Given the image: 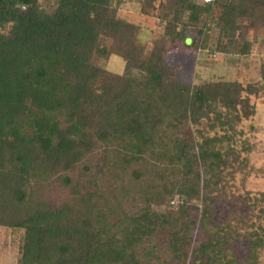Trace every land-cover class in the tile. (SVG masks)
<instances>
[{
    "label": "trees",
    "instance_id": "obj_1",
    "mask_svg": "<svg viewBox=\"0 0 264 264\" xmlns=\"http://www.w3.org/2000/svg\"><path fill=\"white\" fill-rule=\"evenodd\" d=\"M138 2L150 45L121 0H0V226L23 232L19 264H249L262 243L264 225L212 214L258 85L179 81L166 54L250 55L264 0Z\"/></svg>",
    "mask_w": 264,
    "mask_h": 264
},
{
    "label": "rangeland",
    "instance_id": "obj_2",
    "mask_svg": "<svg viewBox=\"0 0 264 264\" xmlns=\"http://www.w3.org/2000/svg\"><path fill=\"white\" fill-rule=\"evenodd\" d=\"M119 11L122 17L140 25L141 38L148 45L161 32L158 20L141 15L138 0H121ZM214 37L215 31L212 32L211 43ZM102 43L103 46L113 51L106 70L110 73L122 74L124 65L120 58V45L104 40ZM166 58L167 64L175 70L177 79L182 82L217 84L237 81L243 88L248 84L258 85L259 92L247 97L250 105L253 106L254 114L240 122L235 129V133H240L237 137L244 138L251 150L246 153L239 152L241 151L239 138L233 137L229 145L238 155L236 157L230 155V160L225 162L226 166L223 168L225 171H222L221 180L224 182L218 187L219 199L212 214L214 220L216 219L213 223L225 227L226 232L229 231L227 225L235 230H240L243 226L245 228L250 227L252 224L255 229L264 225V197H261V194H264V83L261 79V65L264 64V29L253 33V48L248 56H241L236 51L229 55H223L202 50L196 52L172 50L166 54ZM243 95L246 96V93ZM245 112L249 113L248 110ZM205 128L201 127L200 129L203 131ZM210 134L216 135V132H210ZM226 136L229 135L226 134ZM209 143L217 144L218 142L210 140ZM227 146L228 144H224L222 147L226 148ZM216 150L221 151L220 147ZM220 161L224 162L223 158L220 157ZM244 197L249 198L248 202H257L258 205L238 213L236 207L239 206ZM171 204L172 207H176L175 203L171 202ZM166 207L161 208V210L166 209ZM193 209L195 216L199 218L200 207L194 206ZM240 216L243 217L240 219ZM22 234L23 232L19 229L0 226V264H19ZM195 242L197 241L195 240ZM261 242L258 243L259 246L256 250L249 255V264H264V236ZM230 253L231 251H228L227 254L230 255ZM246 255L244 253L243 257Z\"/></svg>",
    "mask_w": 264,
    "mask_h": 264
},
{
    "label": "built area",
    "instance_id": "obj_3",
    "mask_svg": "<svg viewBox=\"0 0 264 264\" xmlns=\"http://www.w3.org/2000/svg\"><path fill=\"white\" fill-rule=\"evenodd\" d=\"M205 1H208V0H205Z\"/></svg>",
    "mask_w": 264,
    "mask_h": 264
}]
</instances>
